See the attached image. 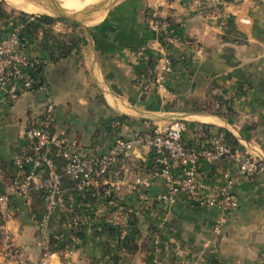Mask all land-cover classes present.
Segmentation results:
<instances>
[{"label": "crops", "instance_id": "1", "mask_svg": "<svg viewBox=\"0 0 264 264\" xmlns=\"http://www.w3.org/2000/svg\"><path fill=\"white\" fill-rule=\"evenodd\" d=\"M216 2L116 0L86 30L56 23L49 34L41 26L26 48L44 63L43 86L6 102L0 116L1 192L11 190L13 159L28 121L44 120L49 104L54 107L49 129L81 155L98 144L108 149L134 131L162 126L173 115L201 112L205 115L184 119L186 145L206 144L207 134L226 130L228 123L246 143L238 141L240 148L264 159V0ZM153 18L171 23L174 40L168 47L151 30ZM21 23L12 15L0 19V36ZM164 50L171 68L161 85L154 70ZM228 106L230 118L222 116ZM117 118L122 124L113 127ZM153 158L150 149L140 147L122 157L111 172L112 181L137 185L136 190L114 189L116 205L125 215L122 238L102 228L110 206L97 192L100 188L89 199L90 210L80 212L93 215L80 243H65L61 249L59 242L71 232L72 215L53 218L50 239L41 245L43 199L11 197L4 205L10 216L7 226L20 254L30 263L45 259V264H264V170L241 177L229 160L201 164L198 180L208 185V197L216 196L224 177L233 182L238 207L222 213L185 196L172 205L157 201L166 182L153 176ZM68 200L82 209L81 197L70 187ZM131 227L136 229V252L121 243ZM152 233L161 239L157 254L148 244ZM0 264L8 263L0 257Z\"/></svg>", "mask_w": 264, "mask_h": 264}, {"label": "built area", "instance_id": "2", "mask_svg": "<svg viewBox=\"0 0 264 264\" xmlns=\"http://www.w3.org/2000/svg\"><path fill=\"white\" fill-rule=\"evenodd\" d=\"M217 5V0H204ZM25 24L9 30L5 36H0V116L3 105L16 101L25 94L42 88H37V68L44 63L30 56L26 43L22 40ZM150 28L160 37L163 33V44L168 47L174 38L169 34L167 21L153 18ZM162 42V41H161ZM167 49V48H166ZM159 67L154 70L157 83L165 80V73L171 68V58L164 50L159 58ZM153 72V71H152ZM54 107L47 105L41 120H29L25 128L22 144L14 156L15 172L11 180V190L2 193L0 188V257L8 264H45L30 263L23 258L14 243L13 232L7 226L10 216L6 205L11 197L30 201L39 196L44 201V215L40 221L42 230L41 245L49 241L48 226L50 221L60 214L72 215L71 232L62 239L67 240V246L80 243V227L92 221L93 215L80 214L82 210H90V197L96 189L104 187L102 196L106 199L114 189L127 187L136 190L135 183L123 179H110L111 172L118 161L137 148L145 147L153 152V176L161 177L166 182V190L159 193L157 201L175 204L185 196L201 207H209L222 213L234 211L238 200L232 193L233 182L227 177L224 185L215 197L207 196L208 185L198 180L201 164L214 165L223 160H229L237 165L241 177H251L264 170V159L243 151L233 149L223 134L215 129L214 136L200 147H189L183 141L186 131L184 120L171 121L149 130L134 131L130 138H119L108 149L96 145L88 155L73 151L67 143L55 136L48 127L52 119ZM120 119H114L113 127L121 126ZM68 187L81 197L82 209H75L68 200ZM106 222L119 228L120 237L125 236V215L116 203H110ZM154 254L160 251L161 239L159 233L154 234Z\"/></svg>", "mask_w": 264, "mask_h": 264}, {"label": "trees", "instance_id": "3", "mask_svg": "<svg viewBox=\"0 0 264 264\" xmlns=\"http://www.w3.org/2000/svg\"><path fill=\"white\" fill-rule=\"evenodd\" d=\"M7 15H12V17H15L17 19H19L20 22L25 24V28L23 29L22 32V40L24 43H26L30 38H33L34 36L38 35V30L41 28V26L46 25V24H50L53 20L50 19L49 17H45V16H39V17H33L27 13H20L19 15L13 16V14L10 12H8L7 8L5 7V4L3 2L0 1V19L7 17ZM169 28H168V32L169 34H172V27H171V23H169ZM50 34V32H49ZM164 33L162 35H160L159 39L162 41L163 43V37H164ZM44 68V64L37 68L36 70V77L37 80H39V82L37 83L36 87L39 88L41 86H43V80H42V70ZM220 114V113H219ZM233 115V111L231 109V107L228 106L227 108V113L222 114V116H227L228 118H230ZM125 118V117H123ZM218 133L219 134H223L225 136L226 141L229 143V145L233 148V149H237L240 148L239 142L238 140L232 135V133L228 132L227 130H223V129H218ZM214 136V134L212 132H210L209 134L206 135L205 138H212ZM105 190L104 187H101L99 189L100 193H103ZM118 200L115 197V193H112V195H110L108 198H106V203L107 205H110V203H116ZM102 224V228L103 230H105L106 232L112 234V235H118L119 234V228L117 226H115L114 224H110L107 222L101 223ZM100 224V225H101ZM136 221H134V223L132 222V225H135ZM85 228L84 226L80 227V231H79V236L80 238H82L83 236V230ZM132 229L136 232V229H134L133 227H131L130 231L131 233L124 239V241H121L122 244H124V246L129 249L132 250L133 252H136L138 250V244L136 243L137 241L134 239V232H132ZM129 231V232H130ZM52 243H54V239L51 240ZM154 241V235L153 233L151 234V239L149 240L148 244L149 247L151 246V252L154 253V249H155V245L153 243ZM59 242V241H57ZM65 243H67V240H65L63 242L60 241L59 242V248H65ZM57 249V247H55ZM58 248V249H59ZM150 252V253H151ZM152 253V255H153ZM213 264H220V262H214Z\"/></svg>", "mask_w": 264, "mask_h": 264}, {"label": "water", "instance_id": "4", "mask_svg": "<svg viewBox=\"0 0 264 264\" xmlns=\"http://www.w3.org/2000/svg\"><path fill=\"white\" fill-rule=\"evenodd\" d=\"M1 2L7 3L13 7H16L20 9L21 11L29 14V15H35V16H47V17H53V18H60V19H66L70 20L76 24L79 25L83 30H86L88 28V24L94 20L103 10L106 8L109 9V7L116 1V0H99L96 3L86 7L83 10L80 11H72L68 10L64 7H62L60 4L55 2L54 0H25L33 5H45L48 7L49 12L47 13H28L21 8L13 5L10 3L9 0H0ZM46 91L41 90L40 91V97L45 98L46 96ZM192 115H205V113L197 112V113H191V114H178V115H173L170 121H178V120H184L187 119V117L192 116ZM225 129L232 133V135L240 141L242 144H246L242 138L235 133L234 129L226 123ZM257 157L263 159L261 155H258Z\"/></svg>", "mask_w": 264, "mask_h": 264}, {"label": "bare ground", "instance_id": "5", "mask_svg": "<svg viewBox=\"0 0 264 264\" xmlns=\"http://www.w3.org/2000/svg\"><path fill=\"white\" fill-rule=\"evenodd\" d=\"M54 1L57 2L58 4H60L62 7L68 9V10L80 11V10H83L86 7L96 3L99 0H54ZM10 3H12L13 5L21 8L22 10H24L28 13H42V12H44L40 7L33 5V4H30L29 2H27L25 0H12V1H10ZM40 6H42L47 12H49V9L47 6H45V5H40ZM105 10H107V8ZM101 17H102V15L99 16L98 18H94V20L91 22L99 21L101 19Z\"/></svg>", "mask_w": 264, "mask_h": 264}, {"label": "rangeland", "instance_id": "6", "mask_svg": "<svg viewBox=\"0 0 264 264\" xmlns=\"http://www.w3.org/2000/svg\"><path fill=\"white\" fill-rule=\"evenodd\" d=\"M9 1H12V0H9ZM4 3V2H3ZM5 4V7L7 8V10H8V12L10 13H12L13 15H19L20 13H25V12H23V11H21V10H19L18 8H16V7H13V6H11V5H9V4H7V3H4ZM31 4V3H30ZM36 6H38V7H40L43 11H44V13H47V11L42 7V6H39V5H36ZM104 11H106V10H104ZM104 11H102L96 18H98L99 16H101V15H103L104 14ZM103 13V14H102ZM31 16H33V17H39V16H35V15H31ZM47 17V16H46ZM50 19H52L53 21L50 23V24H46V25H43V27L44 26H46V28L45 29H47L48 31L50 30H52V27L56 24V23H65V24H68V25H71V26H73V27H79V25L78 24H76V23H74V22H72V21H70V20H66V19H60V18H53V17H49ZM54 24V25H53ZM88 25H92V23H89ZM89 27V26H88ZM49 31V32H50Z\"/></svg>", "mask_w": 264, "mask_h": 264}]
</instances>
